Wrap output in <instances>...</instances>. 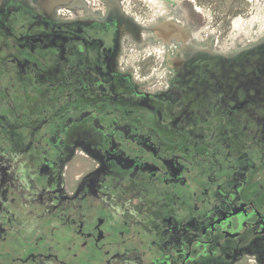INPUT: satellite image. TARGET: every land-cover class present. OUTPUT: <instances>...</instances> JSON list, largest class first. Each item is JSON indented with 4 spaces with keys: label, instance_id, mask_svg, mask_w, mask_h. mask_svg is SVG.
Returning a JSON list of instances; mask_svg holds the SVG:
<instances>
[{
    "label": "flooded vegetation",
    "instance_id": "af4514ba",
    "mask_svg": "<svg viewBox=\"0 0 264 264\" xmlns=\"http://www.w3.org/2000/svg\"><path fill=\"white\" fill-rule=\"evenodd\" d=\"M108 1L0 0V264H264V0Z\"/></svg>",
    "mask_w": 264,
    "mask_h": 264
},
{
    "label": "rangeland",
    "instance_id": "374dc122",
    "mask_svg": "<svg viewBox=\"0 0 264 264\" xmlns=\"http://www.w3.org/2000/svg\"><path fill=\"white\" fill-rule=\"evenodd\" d=\"M127 1L131 4V6L133 8L132 12H134V13L137 12V15H139L140 17H143V16L146 15V18L148 20L152 18V14L154 13V8H152L148 4H145V3L149 2V1H146V2L144 0L143 1L142 0H127ZM179 1L180 0H175V2H179ZM209 1L211 3V1H213V0H209ZM139 2H141V5H139ZM173 2H174V0H173ZM261 15H262L261 12L258 13L256 10H254V13H253L252 17L250 18V20L246 24L247 27L251 29V27L253 26L255 31H257V33H258L260 31V27L264 26V22L259 23V21L261 20L260 19ZM236 23L237 24H235V26L237 27V25L239 24L240 25V29H241V26L243 27V25H244L243 23L240 24V20L237 21ZM214 24H216L215 21H213V23H209V25L207 24V26L211 27L212 32H218L220 29L219 28H213V27H216ZM250 31L251 30H249V32ZM253 41H256V40H253Z\"/></svg>",
    "mask_w": 264,
    "mask_h": 264
},
{
    "label": "water",
    "instance_id": "95a60500",
    "mask_svg": "<svg viewBox=\"0 0 264 264\" xmlns=\"http://www.w3.org/2000/svg\"><path fill=\"white\" fill-rule=\"evenodd\" d=\"M67 0H41V3L43 5H47V4H54V3H61V2H66ZM107 2H109L108 0H105ZM168 1H172V0H168ZM155 34L157 35L158 38L166 40L169 37L173 36V35H180L181 31L175 27L172 24H168L165 25L163 27H159L158 29H154Z\"/></svg>",
    "mask_w": 264,
    "mask_h": 264
},
{
    "label": "bare ground",
    "instance_id": "6f19581e",
    "mask_svg": "<svg viewBox=\"0 0 264 264\" xmlns=\"http://www.w3.org/2000/svg\"><path fill=\"white\" fill-rule=\"evenodd\" d=\"M150 1V0H149Z\"/></svg>",
    "mask_w": 264,
    "mask_h": 264
}]
</instances>
